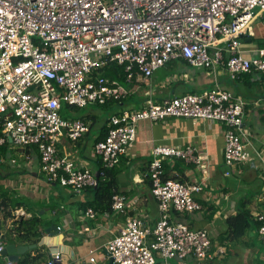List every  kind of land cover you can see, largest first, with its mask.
<instances>
[{
    "label": "built area",
    "instance_id": "obj_1",
    "mask_svg": "<svg viewBox=\"0 0 264 264\" xmlns=\"http://www.w3.org/2000/svg\"><path fill=\"white\" fill-rule=\"evenodd\" d=\"M262 10L264 0H0V144L37 145L48 179L75 192L97 186V175L59 152L64 137L77 140L89 129L83 119L64 118L63 105L125 98L129 91L123 84L99 73L113 63L124 66L128 82L149 80L174 58L214 72L224 66L232 78L253 69L264 72V48L248 56L242 47ZM246 105L244 98L219 84L163 102L150 98L140 109L112 115L95 152L104 167L112 168L129 153L139 121L188 117L225 125L224 163L232 168L251 155L245 142ZM152 152L148 176L160 218L149 227L128 213L126 196L116 193L113 210L127 216L105 245L110 258L114 264H173L175 258L211 257L209 231L171 217L172 210L203 208L195 197L204 189L202 182L167 177L164 166L166 159L175 158L201 164L202 156L191 145L158 144ZM11 212L15 218L25 214L23 208ZM85 213L96 215L92 207ZM257 219L264 237V213ZM5 247L0 241V256ZM91 253L90 262L100 264L94 250ZM5 264L17 262L7 259ZM44 264H62L61 251Z\"/></svg>",
    "mask_w": 264,
    "mask_h": 264
},
{
    "label": "crops",
    "instance_id": "obj_2",
    "mask_svg": "<svg viewBox=\"0 0 264 264\" xmlns=\"http://www.w3.org/2000/svg\"><path fill=\"white\" fill-rule=\"evenodd\" d=\"M242 47L248 56L254 55L255 49L264 48V10L253 20L252 34L243 39ZM216 84L247 101L245 124L249 136L245 142L250 158L237 163L228 175L230 170L224 163L225 125L219 121L188 117L141 120L129 153L114 166L118 172V193L126 196L130 215H138L149 227H154L160 211L148 176L153 147L158 144L194 146L203 163L186 162L181 158L166 160L175 163L177 159L183 165V169H173L170 176L202 182L204 189L195 197L203 208L181 213L172 210L171 217L191 228L207 229L212 239V256L202 260L194 256L175 258L172 263L264 264V237L258 231L257 220V214L264 213V72L253 70L234 79L224 66H218L214 72L191 66L182 58H174L156 69L149 80L139 77L124 85L128 95L114 105L116 108L102 122L95 115L97 111L93 106L87 107L81 115L75 111L74 118L83 119L89 129L77 140L64 137L59 152L71 157L79 168L100 174L104 165L95 152V144L110 116L119 115L124 110L140 109L150 98L163 102L173 96L201 93ZM5 144H0V168L3 171L0 183L20 202L12 200L7 210L23 208L25 214L15 218L12 212L6 214L0 204V241L5 246L10 243L17 246L35 244L20 255L17 264L28 254L42 256L35 263L31 260L30 264H44L56 251L62 253V264H93L89 260L92 250L100 264H110L105 245L120 232L127 213L88 206L96 211V215H87L84 204L94 199L93 187L75 192L69 186L52 182L42 171L40 153L27 146H14L17 153L10 147L4 151ZM244 210L249 212V223L242 233L236 235L230 229L228 218ZM34 214L40 218L38 241L21 237L24 231L20 233L15 224L20 219H31ZM52 225L56 228L48 230ZM7 259L6 255H1L0 264H5Z\"/></svg>",
    "mask_w": 264,
    "mask_h": 264
},
{
    "label": "trees",
    "instance_id": "obj_3",
    "mask_svg": "<svg viewBox=\"0 0 264 264\" xmlns=\"http://www.w3.org/2000/svg\"><path fill=\"white\" fill-rule=\"evenodd\" d=\"M204 68H208V69L213 70L212 67H204ZM99 73H100V75H102L106 78H109V80H113V79L115 80L116 79L123 85H126L128 83V81L126 80V73L124 70V66H121L119 64L113 63L110 66H107L106 68L101 69L99 71ZM244 73H248V72H244ZM234 79H236V78H234ZM193 93H197V92H193ZM121 102H122V99L109 98V99H107V101L105 103L96 102V103L88 104L86 106H78V105L70 106L69 104L65 103L61 109V114L64 118H74V112L75 111H77V113L81 115L85 112L86 108L89 106H93L96 111H98L99 107L100 108H109L110 111L112 112L113 106L117 105ZM246 107H247V105H246ZM95 115L97 117H99L97 115V113ZM114 115H118V114H114ZM101 130H102L101 131L102 135L97 139V142L106 137V135L108 133V126L105 125ZM9 143H11V142L7 141L6 144L3 145L4 151L8 150L7 147L9 146ZM26 146L29 148H32L34 151H37L38 153H40L37 145L32 144V145H26ZM26 146H24V147H26ZM17 147H20V146H17ZM40 161H41V156H40ZM174 161H175V163H172L169 160H165V162H164L167 177L170 176L173 169H183V165L179 160L176 159ZM102 165H103V163H102ZM234 167H232V168L228 167L230 170L228 175H230L233 172ZM117 174H118V172L115 169V167L106 168L103 166L101 168V173L99 174V178H98V184H97V186H93L94 192H95V197L92 201L88 202L87 204H84L85 208H87L88 206H93L94 208H96V210L100 209L102 211L112 212V210H113V207H112L113 197L116 193H118V184H117V178H116ZM1 178H3V171L0 168V180H1ZM177 178L182 179L179 176ZM182 180H184V179H182ZM0 198L2 199L1 204L3 205V209L5 210L6 214L10 215L11 212L9 210H7V208L10 206V204L13 203L12 200L13 201L17 200V198L14 196L11 197L8 188L4 187V185L2 183H0ZM16 203H20V202H18V200H17ZM175 212H177V211H175ZM39 220H40V218L36 214H34V216L29 220L20 219V220L16 221L15 224L17 226V230L20 233H23V231H24V234L21 237H23L25 239L26 238H28V239L34 238L36 241H38L39 240L38 238L40 237V234H39L38 229H37V225L39 223L38 222ZM258 222L260 225L259 220H258ZM248 223H249V212L247 210H244L243 212H239L237 215L231 216L228 218V224L230 226V229L232 231H234L236 235L238 233L239 234L242 233L243 230L247 227ZM258 231H259V228H258ZM41 258H42V256L40 254L36 255V256H31L30 254H28L23 259H21L18 264H30L31 260H33V262L35 263V262L39 261Z\"/></svg>",
    "mask_w": 264,
    "mask_h": 264
},
{
    "label": "water",
    "instance_id": "obj_4",
    "mask_svg": "<svg viewBox=\"0 0 264 264\" xmlns=\"http://www.w3.org/2000/svg\"><path fill=\"white\" fill-rule=\"evenodd\" d=\"M97 178H99V174H97ZM56 226L55 225H52L49 229H55ZM35 247V244H27V245H16L14 243H10V244H7L4 251H3V254L6 255V257L11 260V261H14V262H17L20 258V255L27 252L29 249ZM107 252V250H106ZM107 254H109V252H107ZM110 264H114L113 263V260L112 258H110Z\"/></svg>",
    "mask_w": 264,
    "mask_h": 264
},
{
    "label": "rangeland",
    "instance_id": "obj_5",
    "mask_svg": "<svg viewBox=\"0 0 264 264\" xmlns=\"http://www.w3.org/2000/svg\"><path fill=\"white\" fill-rule=\"evenodd\" d=\"M137 97V96H136ZM115 106H117V105H115ZM126 106H128V105H126ZM116 108V107H115ZM114 108V106H113V110L115 109ZM97 113V115L99 116V119H100V121L102 122L103 121V119H105L108 115H110V113H111V111H110V109L109 108H100L99 107V109H98V111L96 112ZM14 143H9V146H8V148L10 147L11 149H13V151L12 152H14V153H17L16 151H14V150H17L16 148H14V146H16L15 144L13 145ZM6 168V167H5Z\"/></svg>",
    "mask_w": 264,
    "mask_h": 264
}]
</instances>
